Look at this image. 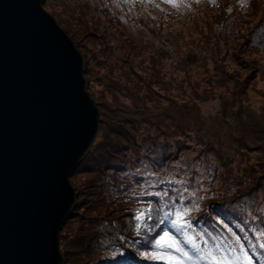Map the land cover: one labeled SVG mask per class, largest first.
I'll return each mask as SVG.
<instances>
[{
	"label": "rangeland",
	"instance_id": "1",
	"mask_svg": "<svg viewBox=\"0 0 264 264\" xmlns=\"http://www.w3.org/2000/svg\"><path fill=\"white\" fill-rule=\"evenodd\" d=\"M43 6L79 48L101 118L99 145L69 179L76 204L60 232L64 264L92 263L100 250V229L93 228L121 220L116 211L103 214L100 203L113 174L89 166L122 162L135 149L161 155L168 170L184 167L173 174L181 173L194 206L217 195L230 209L238 199L241 208L231 214L258 224L253 234L264 242L258 235L264 233V0H45ZM222 233L241 244L231 231Z\"/></svg>",
	"mask_w": 264,
	"mask_h": 264
},
{
	"label": "water",
	"instance_id": "2",
	"mask_svg": "<svg viewBox=\"0 0 264 264\" xmlns=\"http://www.w3.org/2000/svg\"><path fill=\"white\" fill-rule=\"evenodd\" d=\"M45 0H0V264H64L70 177L99 134L84 60Z\"/></svg>",
	"mask_w": 264,
	"mask_h": 264
},
{
	"label": "trees",
	"instance_id": "3",
	"mask_svg": "<svg viewBox=\"0 0 264 264\" xmlns=\"http://www.w3.org/2000/svg\"><path fill=\"white\" fill-rule=\"evenodd\" d=\"M127 155L122 162L113 163L107 157L110 161L96 162L94 167L88 168L96 170L103 167L106 172L113 174V178H108L107 181L108 196H102L100 203L103 214L116 211V215H121V220H103L93 228L100 229L98 237L100 250L98 257L90 264H119L122 259L130 260L132 264H168L167 259H149L142 255L156 252L175 256L174 250L155 247L159 238L167 232H171L187 252L193 253L192 245L186 241L183 232L177 231L171 223L176 219L174 213L184 209L188 210L184 219L191 225V228L184 231L201 248H212L214 245L235 246L237 242L234 239L229 241L222 233V229L225 228L239 238L253 264H264V254L257 242L260 239L253 234L255 231L259 232V225L254 223L256 226L254 228L251 223L243 224L241 215L231 214L233 209L241 208L238 199L230 204L232 210L225 208L217 199L222 197L217 195L205 199L201 205L194 206L195 196L192 192L188 193L186 186L179 181L181 173H177L179 176L173 174L175 171H183L184 167L174 169L175 171L168 170L161 155L153 154L147 157L146 153L142 155L136 149ZM162 155H165L164 151ZM111 157L114 158L113 155ZM165 213L172 215L166 216ZM138 215H141L140 220L136 218ZM200 264L206 262L202 260Z\"/></svg>",
	"mask_w": 264,
	"mask_h": 264
},
{
	"label": "snow or ice",
	"instance_id": "4",
	"mask_svg": "<svg viewBox=\"0 0 264 264\" xmlns=\"http://www.w3.org/2000/svg\"><path fill=\"white\" fill-rule=\"evenodd\" d=\"M148 194V193H146ZM159 195V193H156ZM187 209L183 211L177 210L174 214L176 219L172 220V226L177 229V231L183 232L185 239L192 245L193 253L187 252L180 241L172 235L171 232L164 233L163 236L159 238L156 242V248H164L167 250H174L176 255H161L160 253L153 252L142 253L149 259H167L168 264H200V261H205L206 264H253L252 259L248 256V253L244 250L242 244L239 247L228 246V245H214L212 248L204 247L201 248L195 241L188 236L187 232L184 231L186 228H191L188 221L184 219L187 215ZM143 215V213L141 214ZM141 215H138L137 220L141 219ZM166 216L172 215V213H165ZM145 227H147L145 225ZM139 231V229H137ZM199 235V234H197ZM262 239H264V233L258 234ZM201 239H203L201 237ZM261 248H264V242L257 241ZM238 243V241H237ZM119 264H132L130 260L122 259Z\"/></svg>",
	"mask_w": 264,
	"mask_h": 264
}]
</instances>
